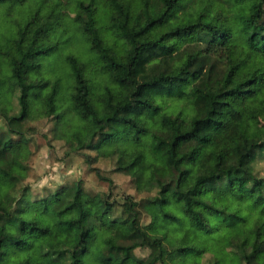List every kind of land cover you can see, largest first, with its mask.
<instances>
[{
  "label": "trees",
  "instance_id": "16d2710c",
  "mask_svg": "<svg viewBox=\"0 0 264 264\" xmlns=\"http://www.w3.org/2000/svg\"><path fill=\"white\" fill-rule=\"evenodd\" d=\"M37 135L145 196L35 192ZM260 160L264 0H0V264H264Z\"/></svg>",
  "mask_w": 264,
  "mask_h": 264
},
{
  "label": "rangeland",
  "instance_id": "374dc122",
  "mask_svg": "<svg viewBox=\"0 0 264 264\" xmlns=\"http://www.w3.org/2000/svg\"><path fill=\"white\" fill-rule=\"evenodd\" d=\"M37 63V59H22L19 56H15L13 60H9L8 65L10 70L17 69L22 74V77H26V69L28 66ZM67 87L72 96L77 95L78 82L75 77L70 75L67 77ZM71 132V131H70ZM69 132V133H70ZM33 155L30 159L31 167L30 181H32V187L35 192L41 191L46 188V191L54 189L58 184L72 182L80 179L83 182L85 190L88 192L103 191L106 190L108 185L107 177H111L114 183L117 185L113 189V195L116 197L128 196L133 201H139L145 196L142 183L133 184L128 176L113 174L108 162L104 164L101 162L102 167H96L97 164H93L91 168L82 162V158L79 156L65 155L69 147L63 150H58V154H48L45 148V141L37 135L34 144L31 145ZM92 153V152H89ZM92 162V161H91ZM5 165V164H2ZM100 168V170L98 169ZM256 171L259 175L264 176V161H259L256 165ZM96 173H100L103 179H99ZM139 221L141 223H147L149 221L148 212H145L143 208H140ZM10 232V231H9ZM135 253L139 257H145L148 253L147 249H136ZM207 259L213 262V258L210 254H207ZM236 262L234 264H238Z\"/></svg>",
  "mask_w": 264,
  "mask_h": 264
}]
</instances>
